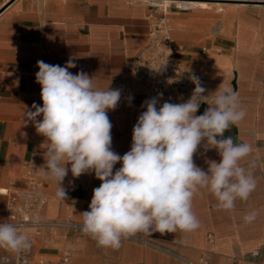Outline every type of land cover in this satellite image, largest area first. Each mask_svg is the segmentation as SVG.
<instances>
[{
    "label": "crops",
    "instance_id": "0c3cea01",
    "mask_svg": "<svg viewBox=\"0 0 264 264\" xmlns=\"http://www.w3.org/2000/svg\"><path fill=\"white\" fill-rule=\"evenodd\" d=\"M195 1L168 4L174 56L201 73L208 103L221 84L238 93L246 116L224 138L252 146L241 163L251 168L255 191L225 211L218 209L207 189H201L193 199L200 222L197 230L138 233L122 239L118 250L98 247L91 236L75 228L60 229L49 245L35 246L36 260L60 264L69 253L71 264H179L169 254L174 252L191 258L208 253L212 264H264V0ZM160 5L158 0H0L1 192L22 187L24 164L31 163L48 196L43 218L82 222L80 213L89 210L93 189L101 181L94 173L74 178L69 171L61 185L67 198H58V185L42 175L45 138L32 122L24 124L26 108L42 106L37 61L64 66L72 58L73 74L86 72L99 90H121V100L108 116L112 150L122 156L130 150L132 130L148 92L131 74L133 57L148 43L149 15ZM201 104L196 115L209 107ZM193 159L207 171L206 161L219 163L221 157L202 144ZM119 167L117 163L114 171ZM7 203V196L0 193V221L6 217ZM251 211L258 214L246 223L243 217Z\"/></svg>",
    "mask_w": 264,
    "mask_h": 264
},
{
    "label": "clouds",
    "instance_id": "9594fccd",
    "mask_svg": "<svg viewBox=\"0 0 264 264\" xmlns=\"http://www.w3.org/2000/svg\"><path fill=\"white\" fill-rule=\"evenodd\" d=\"M36 83L41 87L42 106L25 110L24 124L32 122L45 138L42 175L58 185L56 196L65 201L61 186L70 171L74 178L94 173L101 181L93 189L89 210L82 216L81 231L98 247L118 250L122 239L143 233L151 236L177 231L190 233L200 227L193 211V199L207 189L220 210H232L237 200L246 201L257 181L242 161L252 152L249 143H234L224 133L246 116L238 93L220 85L208 103L205 87L192 73L195 88L186 102L158 99L144 102L133 127L130 150L122 156L112 150V123L108 112L121 100V90H99L86 72L73 74L70 58L64 66L37 61ZM201 103L209 107L196 115ZM42 117V119H37ZM203 144L215 149L220 162L206 161L204 171L194 162ZM119 163L121 167L114 171ZM70 165V168L68 167ZM256 211L246 214L253 221ZM183 242V241H182ZM31 247L29 235L11 223H0V249L19 257ZM5 264L7 257L4 258Z\"/></svg>",
    "mask_w": 264,
    "mask_h": 264
},
{
    "label": "built area",
    "instance_id": "2783aa9c",
    "mask_svg": "<svg viewBox=\"0 0 264 264\" xmlns=\"http://www.w3.org/2000/svg\"><path fill=\"white\" fill-rule=\"evenodd\" d=\"M168 15L165 10L159 14L154 12L149 15V41L133 57L131 69L132 76L143 82L148 89L144 102L163 94L162 98L158 99V108L165 101L182 103L190 98L195 88L189 79L192 73L200 78L204 87V78L201 73L175 58L172 48V27ZM142 110L146 111V107L142 106ZM22 180V187H6L5 192H1L0 189V193L8 198L7 214L0 223H11L27 233L31 247L19 257L0 249V264H5V257H7L6 264H34L36 262L44 264V260L35 258L34 248L38 243L49 245L53 235L60 229L75 228L81 231L82 222L43 218L48 196L43 181L38 177L31 163L24 164ZM211 240L213 241V237ZM169 254L179 264H212L208 253L198 258L174 252H169ZM60 264H71L69 253L63 256Z\"/></svg>",
    "mask_w": 264,
    "mask_h": 264
},
{
    "label": "rangeland",
    "instance_id": "374dc122",
    "mask_svg": "<svg viewBox=\"0 0 264 264\" xmlns=\"http://www.w3.org/2000/svg\"><path fill=\"white\" fill-rule=\"evenodd\" d=\"M201 1L222 2V3H235V0H201ZM173 4H174V3H173ZM211 6H213V7L215 8V10H217V9H216V6H217V5L212 4ZM171 8H172V6H171V5H168V10H169V11H170ZM154 12H157V14H159V13H161V12H164V8H163V7H160V6H155V7H153V11H152V13H154ZM168 17H169L170 24H171V26H172V20H171V18H170V15H168Z\"/></svg>",
    "mask_w": 264,
    "mask_h": 264
},
{
    "label": "bare ground",
    "instance_id": "6f19581e",
    "mask_svg": "<svg viewBox=\"0 0 264 264\" xmlns=\"http://www.w3.org/2000/svg\"><path fill=\"white\" fill-rule=\"evenodd\" d=\"M161 2V7L164 8L165 12L168 10V4L172 3L173 1H177L179 4H196L195 0H158Z\"/></svg>",
    "mask_w": 264,
    "mask_h": 264
}]
</instances>
